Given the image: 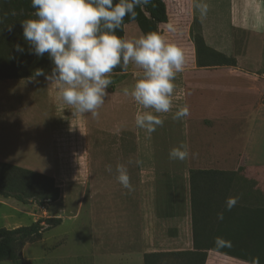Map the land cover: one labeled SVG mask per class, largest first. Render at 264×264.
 Wrapping results in <instances>:
<instances>
[{"label": "rangeland", "instance_id": "1", "mask_svg": "<svg viewBox=\"0 0 264 264\" xmlns=\"http://www.w3.org/2000/svg\"><path fill=\"white\" fill-rule=\"evenodd\" d=\"M163 1L167 21L158 25L157 32L165 42L175 43L183 50L185 66L175 79L172 110L159 114L164 120L163 126L150 137L135 126L134 117L140 106L123 95L122 90L130 89L142 71L131 62L126 71H118V67L111 74L113 82L98 109V117L77 113L76 133L40 130L0 133V158L4 159L0 163L51 177L59 188L58 200L43 205L22 204L0 196V228L29 226L45 218L61 219V224L44 232L40 241L26 244L17 261L0 264H143L140 256L145 249L141 244L134 197L139 181L142 189L148 188L143 183L150 178L160 183L167 179L184 184L185 179L189 181L191 171L228 173L217 180L215 174L208 187L215 195L222 190L226 191L227 198L238 197L237 217L243 208L252 209L254 223L262 226L260 233L264 232L261 213L264 209V133H246L244 113L230 125L220 120V110L227 107L220 101L223 99L228 104L232 99L228 93L235 82L243 89L233 95L234 99L242 104L246 100L254 102L252 118L258 122L264 104V90L244 89L246 83L256 79L245 73L242 57L240 71L222 64L221 56L228 63L236 61V49L230 39L229 0H204L209 5L206 17H201L195 8L197 0ZM31 18H34L32 13L16 11L10 1L0 0V64L16 71L15 77H33L39 69L34 66L44 65L43 57L28 54V45L23 39L21 22ZM169 24L175 31L168 30ZM140 36L135 26L127 27L125 40ZM16 44L25 48L23 54L15 50ZM40 83L34 88L29 85L9 88L12 101L7 103L8 113L18 112L24 119L29 117L26 123L34 118L35 123L25 125L29 130L41 126L48 130L51 123H56L52 107L42 100L44 88ZM120 103L129 107L125 108L123 120L118 121L112 109ZM185 105L190 115L174 120L175 111ZM85 115L88 123L95 124L87 125ZM181 143L188 145L190 156L183 161L171 160L170 150ZM137 159L143 161L142 165H136ZM118 164L128 168L133 191L129 192L118 182ZM107 165H111V173L106 171ZM198 184L200 188L203 186L201 181ZM213 226L216 228L214 223ZM255 247L251 259L257 257ZM223 259L222 264H235ZM185 263L186 259L174 257L159 261V264Z\"/></svg>", "mask_w": 264, "mask_h": 264}, {"label": "clouds", "instance_id": "2", "mask_svg": "<svg viewBox=\"0 0 264 264\" xmlns=\"http://www.w3.org/2000/svg\"><path fill=\"white\" fill-rule=\"evenodd\" d=\"M151 0H31L34 18L21 22L23 39L28 45V54L37 58L47 57L51 61L50 72L36 69L33 77L43 76L49 84L58 89V99L71 106L74 113H91L99 116L98 109L108 96L114 69L126 71L133 63L142 71L134 85L124 88L123 95L131 97L140 106L135 114V126L151 136L164 120L159 114H167L173 107L175 79L184 70L183 50L175 43L165 42L158 32L141 34L134 40H125L116 35L124 18L135 20L136 9L143 8ZM195 8L201 17L209 11L208 3L197 0ZM15 15V13H12ZM10 30V29H9ZM170 32L175 31L168 25ZM15 50L21 54L25 48L16 44ZM190 115L187 105L178 108L174 120H183ZM195 155V154H191ZM190 156L188 145L181 143L169 152L171 160L183 161ZM131 163V161H130ZM137 166L143 161L137 159ZM106 171L112 172L111 165ZM117 180L129 192L133 191L128 168L124 164L116 166ZM238 197L225 201L226 210H231ZM224 219L223 212L217 213V220ZM216 249L231 247V241L222 237L214 239ZM245 264H259L254 257Z\"/></svg>", "mask_w": 264, "mask_h": 264}, {"label": "crops", "instance_id": "3", "mask_svg": "<svg viewBox=\"0 0 264 264\" xmlns=\"http://www.w3.org/2000/svg\"><path fill=\"white\" fill-rule=\"evenodd\" d=\"M229 21L231 40L234 42L236 49V66L232 67L236 71L241 70L242 57L245 65L246 74L251 78L256 79V82L246 83L244 89L246 91L262 89L264 90V0H229ZM136 22H131L124 25V39H126V29L128 26H135L138 33L140 29ZM142 34V33H141ZM28 72V71H26ZM22 74L25 72H21ZM28 74V73H27ZM32 76L24 75L18 77L0 79V133H76L77 113L74 109L64 104L58 99V89L55 84H49L43 76L30 79ZM43 85L42 100L46 105H49L51 111L55 113L56 123H51L48 130L41 128H29L25 125L35 123V119L29 123V117L25 118L17 112L16 114L8 113L7 103L12 101L10 87L12 89L29 85L34 88L36 84ZM243 89L238 87L235 82L228 93L232 99H229L228 104L222 99L220 102L227 106L226 109H221L222 122H228L229 125L236 117L240 118L244 113L246 119V133H264V104L261 108L260 121L254 117L255 103L244 101L242 104L234 99V96ZM234 95V96H233ZM219 105V104H218ZM129 107L125 103L117 105L112 112L118 115V121L123 120L125 115V108ZM21 108L20 103L17 106ZM249 117L252 120H249ZM29 118V119H28ZM87 125L95 124L88 123L85 115ZM124 123V121H121ZM119 123V122H118ZM122 123V124H123ZM52 125V126H51ZM98 125V124H96ZM120 123L118 124V129ZM46 129V128H45ZM4 159L0 158V161ZM29 168V167H24ZM146 182V183H145ZM143 184L148 188H141V181H139L138 192L134 193L137 202V211L139 215V234L141 237V244H143L145 252L141 257L144 261V255L153 253H179L194 251L193 244V225H192V211L190 203V186L188 179L183 183H173L164 180L162 183L156 179H148ZM148 182V183H147ZM239 214V213H237ZM245 216H252V209L242 212ZM214 224L217 227L216 215L214 217ZM216 234V228L214 229ZM246 241H244L245 243ZM250 244V242L248 243ZM231 250L234 246L224 247ZM235 249V248H234ZM207 258L205 264L214 263L222 264V258L230 260L235 264H245V260L231 256L232 254H225L215 250H207ZM231 253V252H228ZM237 256V255H236ZM223 259V260H224ZM144 264V263H143Z\"/></svg>", "mask_w": 264, "mask_h": 264}, {"label": "trees", "instance_id": "4", "mask_svg": "<svg viewBox=\"0 0 264 264\" xmlns=\"http://www.w3.org/2000/svg\"><path fill=\"white\" fill-rule=\"evenodd\" d=\"M8 1L11 2V5L16 11H26L28 13H33L34 11L31 7V0ZM136 12L137 16L135 20H130L128 16L124 18L121 29L116 32L117 36L123 38L124 25L131 22H136L141 33L144 34L157 32L158 25L164 24L167 21L166 7L163 0H151V2L143 8L138 7ZM13 54H15V51H13ZM220 58L224 60L222 63L223 65L236 66V61L233 60L232 63H228V59L222 56ZM42 59V64L44 65L34 67H38L39 69L43 68L44 70L51 69L52 64L47 54H45ZM1 69L2 73L0 79L15 76L16 71H13V69L9 70L6 68V65L0 64V70ZM118 71H121V69ZM215 174L217 180L228 173L221 171L190 172L189 186L194 251L146 254L144 255V264H159L161 258L166 257L186 259L185 264H205L207 258L206 251L210 249L225 254H232L231 256L233 257L250 262L252 260L250 256L255 246L259 264H264L263 230L260 233L261 229H263L262 226L254 223L253 210L251 217L245 216L242 213L237 217V213H239V207H237V205L230 211L226 210V191L220 190V192L215 195L208 187L210 182H212L210 180L215 178ZM199 181L203 184L201 188L198 184ZM0 196L5 199L13 198L22 204L43 205L58 200L59 188L55 185L51 177L9 164L0 163ZM249 210L250 209L243 208V210L240 211L244 213ZM219 212H223L224 214V219L222 221L217 220V213ZM261 213L264 215V209ZM215 215L216 223L218 224L216 227V234L214 233L215 227L213 226ZM60 224L61 219L59 218H45L39 219L29 226H20L14 229L0 228V262L17 261L21 249L26 244L40 241L44 232ZM257 236V245L254 246L253 243ZM216 237H222L225 240L231 241V245L234 246L235 249L233 248L228 251V249L220 248L217 250L214 244V239ZM244 241L246 242L244 243ZM249 242L250 244H248Z\"/></svg>", "mask_w": 264, "mask_h": 264}]
</instances>
